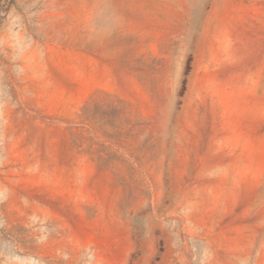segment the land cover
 I'll return each mask as SVG.
<instances>
[{
  "label": "rangeland",
  "instance_id": "obj_1",
  "mask_svg": "<svg viewBox=\"0 0 264 264\" xmlns=\"http://www.w3.org/2000/svg\"><path fill=\"white\" fill-rule=\"evenodd\" d=\"M0 264H264V0H0Z\"/></svg>",
  "mask_w": 264,
  "mask_h": 264
}]
</instances>
